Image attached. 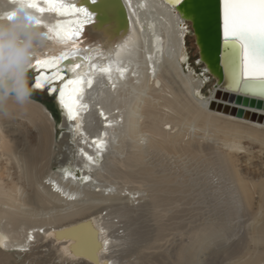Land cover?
Here are the masks:
<instances>
[{
    "label": "bare ground",
    "instance_id": "1",
    "mask_svg": "<svg viewBox=\"0 0 264 264\" xmlns=\"http://www.w3.org/2000/svg\"><path fill=\"white\" fill-rule=\"evenodd\" d=\"M84 1L90 0H68L88 6ZM122 2L128 21V26L118 28L123 32L110 38L115 22L100 23L111 25L100 31L94 20L80 38L81 48H98L91 55L100 66L109 63L111 49V79L97 72L91 87L85 83L79 103L86 107L79 109L75 120L69 121L62 109L64 125L76 138L75 150L68 143V132L60 140L64 148L56 160L63 167L59 174L44 170L52 162L55 139L52 114L45 104L30 100L20 109L36 122L35 145L21 143L20 136L13 140L6 121L0 119V152L13 160L17 179H22L6 177L0 185V245L37 258L35 264H122L132 256L151 264L157 256L166 259L175 240L170 254L176 251L179 261L204 262L207 254L200 255L201 251H213L218 238L227 237L234 226V216L247 209L255 214L241 233L246 258H238H244L239 264H264V169L253 175L237 164L238 151H247V143L264 145V97L216 84L219 67H209L206 60L204 68L215 85L204 96L205 82L195 78L192 67L184 68L192 43L188 15L163 0ZM33 11L46 25L75 19ZM125 41L127 49L117 47ZM70 47L45 36L33 62L58 57ZM117 67L126 69L123 77ZM61 68L66 79L73 78L65 65ZM33 69L32 89L45 90L49 96L56 88L51 96L60 108L58 89L66 79L42 81L44 89L35 88L44 69ZM78 71L90 69L82 65ZM99 139L105 142L102 151L92 143ZM81 149L97 162H89ZM110 150H114L110 160L104 161ZM195 160L212 170L193 172L198 167ZM67 163L75 168H65ZM84 176L90 179L85 181ZM254 194L259 202L252 209ZM43 210L47 211L42 215ZM47 224L51 226L43 227ZM189 235L205 247L189 250Z\"/></svg>",
    "mask_w": 264,
    "mask_h": 264
},
{
    "label": "snow or ice",
    "instance_id": "2",
    "mask_svg": "<svg viewBox=\"0 0 264 264\" xmlns=\"http://www.w3.org/2000/svg\"><path fill=\"white\" fill-rule=\"evenodd\" d=\"M90 2L97 5V0H90ZM169 2L172 6H176L180 5L182 0H169ZM26 3L29 8L38 13L54 12L57 16L75 17V19L57 20L56 24L52 26L44 24L43 20L36 16V23L44 24L47 28V32L43 33L44 36L48 39H55L65 46L70 44L71 47L66 48L58 57L37 58L31 64V68L44 69L36 77L35 88H43L42 81L66 79L61 65H65L67 70L73 74V78L66 79V83L60 88L58 98L62 109L67 114V119L73 121L77 118L79 109L86 107L79 103L85 83L91 87L92 77L97 72L107 74L111 79L113 63L110 59L111 49L108 52L109 63L106 66H100L92 62L91 55L93 52H97L98 48L92 46L81 48L79 43L85 26L94 22L97 13L83 4L69 3L68 0H43L47 7H41L39 0H26ZM99 8L103 9L104 5H99ZM219 12L224 43L229 50L227 55L231 57L237 49L239 50L238 66L230 67L233 86L250 92L264 93V0H219ZM128 43L125 41L124 45L117 47L127 49ZM116 55L119 56L120 52H117ZM82 65H88L90 71L80 73L78 70ZM51 69H55V71L51 76H48L46 73ZM116 71L123 77L126 69L117 67ZM69 86H72L71 89ZM113 88H115V84H113ZM50 91L54 92L55 88ZM69 92L71 95H68ZM92 143L96 145L97 149L103 150L105 144L103 139L93 140ZM81 152L89 162H97L83 149ZM96 155L99 157L100 152L98 151ZM65 175L67 176L69 173L66 171ZM89 179L88 176L83 177L85 181ZM107 244L108 241H105V245Z\"/></svg>",
    "mask_w": 264,
    "mask_h": 264
},
{
    "label": "rangeland",
    "instance_id": "3",
    "mask_svg": "<svg viewBox=\"0 0 264 264\" xmlns=\"http://www.w3.org/2000/svg\"><path fill=\"white\" fill-rule=\"evenodd\" d=\"M191 27V26H190ZM192 30V28H190ZM192 40H191V45L188 46V48L186 49V51L189 53L188 54V59L189 62H187L184 65L185 70H187V65L189 66V70H191L192 68L195 70L194 74H195V78L198 79H202L205 82V86H203L202 90V94L205 95H209V90L213 88L214 84V78L210 79V74L209 72L204 68V64L203 62L200 61L199 56H198V48L197 45L195 43V37L193 35V32L191 31L190 35ZM189 39V38H188ZM192 67V68H191ZM203 67V68H202ZM33 68H30L29 70V80H30V84L33 81V75H34V70H32ZM186 73V72H185ZM206 75V76H205ZM205 76V77H204ZM30 100H35L38 101L39 103H43L47 106V108L49 109L50 113L52 114L51 118H50V122H52L53 127H54V134H55V139H54V143L53 145H51V150L54 152L53 155V159L51 164H49L48 167H46L44 170L46 173H55V174H59L60 171H62L63 167H61L56 160H60L61 155H62V150L64 148V145L60 142V140L62 139V136L64 134V132H68L69 136L67 138L68 143L72 146V150H75V138L76 136L73 138L68 126L69 125H64V115L63 114V110L59 105L57 106V104H55L56 100L53 97V100L48 98L47 96H45L42 92H37V91H32V95ZM21 106H16L13 105L10 108V114L8 116H2L0 115V119L4 122V126L6 129L11 131V136L12 139L14 140L17 136H20V142L23 143H28V144H32L35 145V142L37 141V139L34 137L35 135V124L36 122L34 121V118L29 117L28 115H26L22 110ZM22 111V112H21ZM22 139V140H21ZM26 140V141H25ZM245 141V139H243ZM242 140V141H243ZM247 143V141H246ZM24 146V145H23ZM23 146H21L20 148H22ZM113 146V145H111ZM248 150L245 151L240 150V152L238 151V165L240 166L241 170H245L247 173L256 175L259 172L262 171V169H264V145H262V147L256 145L255 143L249 142L245 145ZM111 149V148H110ZM112 152H114V150H110L109 153L107 154V156L105 157L104 161H109L110 160V155L112 154ZM6 154L0 152V185H2L5 180L6 177L10 178L11 176L13 177V180L15 181H22V179H17L18 178V172L16 170V166L13 163L12 159H8V157L6 158ZM168 159V158H167ZM170 160H173V158H169ZM169 160V161H170ZM196 165L198 166L197 168H192L194 169L193 172H197L199 170H204L206 168V166H202L200 160H195ZM67 169H74L75 167L70 165L69 163L65 164L64 166ZM212 166H207V168L205 169V171L207 170H212L211 168ZM200 168V169H199ZM77 170V169H76ZM77 173H80L79 170L76 171ZM211 172V171H210ZM216 172V171H215ZM10 174V175H8ZM3 180V181H2ZM42 181L46 182V178H43ZM257 196L256 194L253 195V204L251 205V208L254 209L255 206L258 204L259 201H257ZM2 207V206H1ZM245 207V206H244ZM247 209L243 210L240 212V214L234 216L233 218V224L234 226L230 229L231 232L228 231V235L227 237H219L217 242L216 247H214L213 251L210 250H206L204 247L205 245L203 243H199L198 237L196 236H191L189 235L187 237V246L189 248V250H193L194 247L197 250H202L204 248V250L201 251V254H207L206 255V261L202 262V261H197V260H193V259H188L187 262H181L177 259V256H175V254L177 255V252L174 251L172 254H170V252L172 251L171 247H174V242L175 240H172V238H170L171 241V245L169 246V250H168V254L165 258H160V256H157L156 259H154V261H151V264H239L240 262H242L244 260L243 259H238L241 258V256H245L246 258V252L244 249L246 247V245L244 244V239L241 235V233H244V227L245 224L249 223L252 221V218L254 217V211H246ZM47 210H43L42 215L46 212ZM186 215L191 213L190 208L187 206L186 210H185ZM188 216V215H187ZM41 216H38V219ZM7 219H3L2 222H6ZM13 227H15L14 225H12ZM51 224H47L44 225L43 227H50ZM43 227L41 228V230H43ZM19 229V228H18ZM25 230V229H24ZM26 231V230H25ZM24 231V232H25ZM26 233V232H25ZM25 235V234H24ZM230 238H229V237ZM244 236V234H243ZM8 237L5 239L7 240ZM227 240V241H226ZM200 242H203L202 240H200ZM0 250H4L3 253H0V264H35L34 260L36 261L37 258H33L28 255L26 257H24V255H17L15 253H13V251L8 249H5L4 247H2L0 245ZM176 252V253H175ZM140 253V252H139ZM135 256V255H134ZM134 257H130V263L127 262V260H123L122 264H131L132 262L135 264H148L149 263V259L143 258L142 261L141 259H133ZM157 260V261H155ZM239 260V261H238ZM138 261V262H137ZM144 261V262H143ZM142 262V263H141Z\"/></svg>",
    "mask_w": 264,
    "mask_h": 264
},
{
    "label": "clouds",
    "instance_id": "4",
    "mask_svg": "<svg viewBox=\"0 0 264 264\" xmlns=\"http://www.w3.org/2000/svg\"><path fill=\"white\" fill-rule=\"evenodd\" d=\"M35 18L36 15L33 9L27 6L26 0H0V115L2 116L10 114L11 106H24L30 102L33 82L30 84L29 70L37 48L45 38L41 25L36 23Z\"/></svg>",
    "mask_w": 264,
    "mask_h": 264
},
{
    "label": "water",
    "instance_id": "5",
    "mask_svg": "<svg viewBox=\"0 0 264 264\" xmlns=\"http://www.w3.org/2000/svg\"><path fill=\"white\" fill-rule=\"evenodd\" d=\"M163 1L170 3L169 0ZM84 3L88 5L89 9V6H91L97 13L95 19L97 23H94L95 29L100 31L107 30L110 22H115L116 27H112L110 38L114 34H119L125 30H118V28L125 25L128 26L127 12L122 0H97V5H93L90 1H84ZM99 5H104V8L100 9ZM177 7L184 15L187 14L189 17L200 61L204 63L206 60L209 67H219L221 73L219 75L220 81L216 82V84L264 97V93L236 88L231 82L230 67L238 66L239 50L237 49L231 57L227 55L229 50L224 43L219 0H182V3L177 5ZM106 21L110 22L103 25ZM100 23L103 24L100 25Z\"/></svg>",
    "mask_w": 264,
    "mask_h": 264
},
{
    "label": "trees",
    "instance_id": "6",
    "mask_svg": "<svg viewBox=\"0 0 264 264\" xmlns=\"http://www.w3.org/2000/svg\"><path fill=\"white\" fill-rule=\"evenodd\" d=\"M45 96H47L46 95V92H42ZM48 98H50V99H52L53 100V97H51V96H47ZM55 101V100H54Z\"/></svg>",
    "mask_w": 264,
    "mask_h": 264
}]
</instances>
